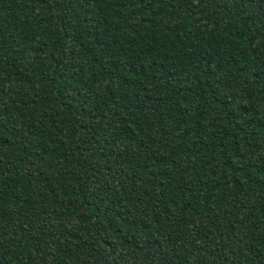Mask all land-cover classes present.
Returning a JSON list of instances; mask_svg holds the SVG:
<instances>
[{
    "label": "trees",
    "instance_id": "1",
    "mask_svg": "<svg viewBox=\"0 0 264 264\" xmlns=\"http://www.w3.org/2000/svg\"><path fill=\"white\" fill-rule=\"evenodd\" d=\"M0 264H264V0H0Z\"/></svg>",
    "mask_w": 264,
    "mask_h": 264
}]
</instances>
